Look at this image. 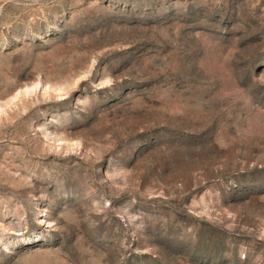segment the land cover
Wrapping results in <instances>:
<instances>
[{
  "label": "rangeland",
  "instance_id": "1",
  "mask_svg": "<svg viewBox=\"0 0 264 264\" xmlns=\"http://www.w3.org/2000/svg\"><path fill=\"white\" fill-rule=\"evenodd\" d=\"M0 264H264V0H0Z\"/></svg>",
  "mask_w": 264,
  "mask_h": 264
}]
</instances>
